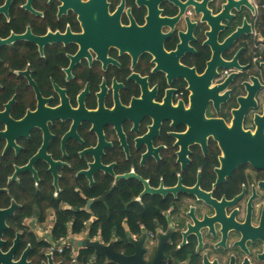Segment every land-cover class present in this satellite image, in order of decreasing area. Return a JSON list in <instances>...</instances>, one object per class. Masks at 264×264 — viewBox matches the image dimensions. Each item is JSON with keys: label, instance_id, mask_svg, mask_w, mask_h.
I'll list each match as a JSON object with an SVG mask.
<instances>
[{"label": "flooded vegetation", "instance_id": "flooded-vegetation-1", "mask_svg": "<svg viewBox=\"0 0 264 264\" xmlns=\"http://www.w3.org/2000/svg\"><path fill=\"white\" fill-rule=\"evenodd\" d=\"M224 3L0 0V264H264L260 6Z\"/></svg>", "mask_w": 264, "mask_h": 264}, {"label": "water", "instance_id": "water-1", "mask_svg": "<svg viewBox=\"0 0 264 264\" xmlns=\"http://www.w3.org/2000/svg\"><path fill=\"white\" fill-rule=\"evenodd\" d=\"M251 9L254 11L255 6L250 0H225V3L223 4V9L220 13V17L231 19L233 16H236L237 14L242 13L246 9ZM232 10L235 11L232 13ZM248 26L247 21L245 20L243 22L242 26H239L236 31H234L231 35V37H241L243 33H245V28ZM230 37V38H231ZM227 41V40H226ZM228 64L227 62H224V65ZM97 247V253H106L103 246L96 245ZM106 248V247H105ZM121 260V259H119Z\"/></svg>", "mask_w": 264, "mask_h": 264}, {"label": "trees", "instance_id": "trees-1", "mask_svg": "<svg viewBox=\"0 0 264 264\" xmlns=\"http://www.w3.org/2000/svg\"><path fill=\"white\" fill-rule=\"evenodd\" d=\"M257 2L259 3L260 9L256 23L258 25L259 32L264 36V0H257Z\"/></svg>", "mask_w": 264, "mask_h": 264}, {"label": "built area", "instance_id": "built-area-1", "mask_svg": "<svg viewBox=\"0 0 264 264\" xmlns=\"http://www.w3.org/2000/svg\"><path fill=\"white\" fill-rule=\"evenodd\" d=\"M250 2H252L256 6V8L259 7V3L257 2V0H250ZM255 33L257 34V37L259 39L258 46L264 50V36L259 32V30H255Z\"/></svg>", "mask_w": 264, "mask_h": 264}]
</instances>
